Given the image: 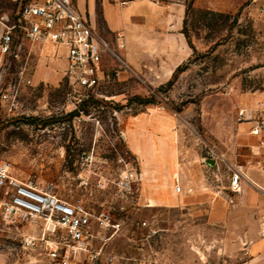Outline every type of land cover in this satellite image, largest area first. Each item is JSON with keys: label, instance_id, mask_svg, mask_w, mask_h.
<instances>
[{"label": "rangeland", "instance_id": "374dc122", "mask_svg": "<svg viewBox=\"0 0 264 264\" xmlns=\"http://www.w3.org/2000/svg\"><path fill=\"white\" fill-rule=\"evenodd\" d=\"M27 1L0 0V14L16 22ZM163 1L182 5L181 24L151 42L154 54H127L110 43L116 55L106 57L101 85L78 109L66 101L64 77L27 82L36 58L30 42L0 52V159L19 178L108 211L119 223L93 240L102 260L69 264H234L240 258L221 246L209 218L213 199L204 193L230 192L223 155L240 123L264 125V0ZM3 93L15 95V104L4 102ZM150 123L156 159L148 143L136 151L137 128ZM191 150L220 154L217 176L213 168L207 173L212 189L187 190L184 206L153 202L155 193L167 192L166 166L184 162ZM127 169L143 178L136 196L123 200L115 197L113 181ZM211 177H218L215 184ZM28 233L43 235L31 225L0 221V264H56L42 242H22Z\"/></svg>", "mask_w": 264, "mask_h": 264}, {"label": "built area", "instance_id": "2783aa9c", "mask_svg": "<svg viewBox=\"0 0 264 264\" xmlns=\"http://www.w3.org/2000/svg\"><path fill=\"white\" fill-rule=\"evenodd\" d=\"M0 25L3 54L12 53L13 47L21 48L25 41H50L65 51L66 101L76 109L101 85L106 57L110 53L116 55L115 48L99 34L74 0H29L21 6L18 21L0 16ZM117 46L123 48L124 42ZM2 100L14 105L16 96L3 93ZM142 178L141 172L135 169L124 170L113 181L115 197L133 199L140 191ZM229 182L231 194L239 195L243 189L240 171L231 169ZM175 190L181 192L182 185L177 183ZM0 221L42 229V237L28 233L22 242L25 245L42 242L56 264H69L79 258L91 262L102 260L103 250L94 248L93 240L100 232L113 233L119 229L110 212L93 209L83 200H65L32 180L21 179L4 159H0Z\"/></svg>", "mask_w": 264, "mask_h": 264}, {"label": "crops", "instance_id": "0c3cea01", "mask_svg": "<svg viewBox=\"0 0 264 264\" xmlns=\"http://www.w3.org/2000/svg\"><path fill=\"white\" fill-rule=\"evenodd\" d=\"M74 2L102 37L114 46L123 41L127 54H154L149 48L151 42L173 32L174 24L179 26L182 22V5L176 8L173 3L163 0ZM0 16L10 19L8 13H1ZM2 32L0 25V37ZM31 48L36 56L31 83L59 82L67 65L65 51L50 41L31 43ZM137 130L140 145L136 151L143 150L142 143H148L156 159L157 134L153 132L151 123L149 126L139 125ZM128 133V130L124 132L126 137ZM229 147L228 157H223L229 160L231 169L240 171L243 189L239 195H232L230 189V192L213 190L212 194L204 193V197L213 199L209 218L215 230L220 232L221 246L232 248L240 254L234 264H264V125H260L256 119L240 123ZM217 157L209 158L200 151H188L184 162L173 167L166 166L167 192L162 196L155 193L151 200L155 203L163 201L170 206H184L189 192L212 189L207 173L213 168L212 172L217 176ZM155 172L157 179L159 171ZM176 179L182 185L181 192L175 190L173 183ZM212 180L215 184L216 180ZM156 186L155 183L154 188Z\"/></svg>", "mask_w": 264, "mask_h": 264}]
</instances>
